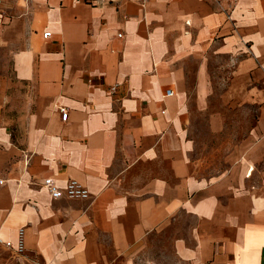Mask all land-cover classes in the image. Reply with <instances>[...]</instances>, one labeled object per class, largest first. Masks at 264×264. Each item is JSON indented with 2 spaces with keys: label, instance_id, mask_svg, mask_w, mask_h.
I'll return each instance as SVG.
<instances>
[{
  "label": "crops",
  "instance_id": "crops-1",
  "mask_svg": "<svg viewBox=\"0 0 264 264\" xmlns=\"http://www.w3.org/2000/svg\"><path fill=\"white\" fill-rule=\"evenodd\" d=\"M4 47L0 259L264 264V0H0Z\"/></svg>",
  "mask_w": 264,
  "mask_h": 264
},
{
  "label": "rangeland",
  "instance_id": "rangeland-1",
  "mask_svg": "<svg viewBox=\"0 0 264 264\" xmlns=\"http://www.w3.org/2000/svg\"><path fill=\"white\" fill-rule=\"evenodd\" d=\"M0 69L4 76V99L3 108L9 118L15 117L17 113L16 109L22 106L23 96L27 94L26 88L20 85L13 74V65L11 63L10 50L7 47L0 49ZM228 116L233 117L231 128L239 129L238 135L228 137L232 142H235L243 138L244 133L252 122L251 117L255 115V111L251 112L250 109H243L236 112H227ZM248 116V117H247ZM207 143L218 144V141L210 139ZM141 259H149L147 256H143ZM35 264H39L36 259ZM27 263V262H26ZM0 264H22L21 262L14 261L13 259H0ZM29 264V263H27Z\"/></svg>",
  "mask_w": 264,
  "mask_h": 264
},
{
  "label": "built area",
  "instance_id": "built-area-1",
  "mask_svg": "<svg viewBox=\"0 0 264 264\" xmlns=\"http://www.w3.org/2000/svg\"><path fill=\"white\" fill-rule=\"evenodd\" d=\"M49 36V33L44 35L45 38H48ZM60 111L62 113L63 121H67L68 113L64 109H60ZM3 183L4 181L0 180V185H2ZM45 186L49 190L52 197L56 200L62 198L86 199L89 197V192L87 191V189L74 180L69 181L64 189H60L52 179H47L45 181ZM19 251L22 252V247L19 248Z\"/></svg>",
  "mask_w": 264,
  "mask_h": 264
}]
</instances>
